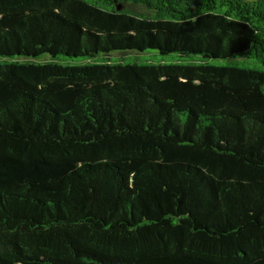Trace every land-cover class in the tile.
Here are the masks:
<instances>
[{"label":"trees","instance_id":"obj_1","mask_svg":"<svg viewBox=\"0 0 264 264\" xmlns=\"http://www.w3.org/2000/svg\"><path fill=\"white\" fill-rule=\"evenodd\" d=\"M0 264H264V0H0Z\"/></svg>","mask_w":264,"mask_h":264},{"label":"rangeland","instance_id":"obj_2","mask_svg":"<svg viewBox=\"0 0 264 264\" xmlns=\"http://www.w3.org/2000/svg\"><path fill=\"white\" fill-rule=\"evenodd\" d=\"M111 58L114 61H137V62H173L177 60V57L175 54L169 55V56H162L157 51L147 50L145 52H137V51H131L127 53L122 52H115L111 54ZM230 61V60H229ZM213 62L216 63H228V61L225 60H214ZM241 63V62H240ZM242 63H249V65H252L251 62H248L247 60H244ZM248 65V64H245Z\"/></svg>","mask_w":264,"mask_h":264}]
</instances>
